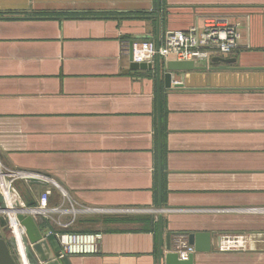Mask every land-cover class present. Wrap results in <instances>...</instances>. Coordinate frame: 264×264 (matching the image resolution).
I'll return each mask as SVG.
<instances>
[{"label":"crops","instance_id":"crops-1","mask_svg":"<svg viewBox=\"0 0 264 264\" xmlns=\"http://www.w3.org/2000/svg\"><path fill=\"white\" fill-rule=\"evenodd\" d=\"M208 15L238 25L234 62L168 90L160 61L159 139L156 60L132 70L124 45ZM0 163L50 181L26 216L60 264H164L160 217L174 252L211 234L192 264H264V0H0ZM14 188L36 207L41 185ZM61 232L101 235L98 252L57 259Z\"/></svg>","mask_w":264,"mask_h":264},{"label":"built area","instance_id":"built-area-1","mask_svg":"<svg viewBox=\"0 0 264 264\" xmlns=\"http://www.w3.org/2000/svg\"><path fill=\"white\" fill-rule=\"evenodd\" d=\"M240 38L238 25L231 24L223 15H208L202 19L199 25L192 26L187 31H177L169 34L162 46L158 47L150 40L132 42V62L153 65L155 60L159 58L164 63L168 61H192L195 65L208 67L211 65L212 58L233 54L239 48ZM129 46L130 44L124 45V49H128L127 52ZM20 179H24L27 183H30L29 180L33 179L43 187L34 209H27L20 201L14 188V183ZM49 183L50 181L44 176L11 170L0 163V195L3 198L5 207L13 211V213H0L7 218L11 235L17 242L21 264H29L22 242L23 238H27V236L17 216L19 214L32 216L47 212L51 196V189L47 186ZM53 236L59 244L60 250L57 255L59 260L71 256L96 254L101 238V235L95 233L75 232L54 233ZM176 253L180 261H187L191 255H194L195 250L186 241H181Z\"/></svg>","mask_w":264,"mask_h":264},{"label":"water","instance_id":"water-1","mask_svg":"<svg viewBox=\"0 0 264 264\" xmlns=\"http://www.w3.org/2000/svg\"><path fill=\"white\" fill-rule=\"evenodd\" d=\"M157 10L159 12V6L157 5ZM159 18V15L156 16ZM131 44L129 46V59L132 61V51ZM213 63H223L229 64L234 61L224 60L222 58H214ZM165 74L163 75L164 87L166 89L181 88V85H172V74L173 73H185V72H197L204 71L206 67H198L192 61H168L165 65ZM227 67H222L221 69L225 70ZM132 70H142V71H151L153 66L151 64H137L132 63L130 65ZM220 70V68H217ZM161 64L159 58L156 59L155 63V72L157 80V125H158V138L160 139V78H161ZM160 155V152H159ZM160 163L158 165V179L160 182ZM30 184L37 183L35 180H29ZM159 206L160 202V193H159ZM18 206V204H16ZM0 212L4 213H13L12 209L5 207L3 198L0 195ZM18 221L25 229L27 238H23V245L25 247V254L29 261V264H60L59 261L53 259V254L50 251L47 241L42 239V235L35 225L31 217L19 214L17 216ZM0 227L4 235H6L5 240L0 239V264H21V255L18 251L17 242L14 237L11 235L10 228L7 224V218L0 216ZM178 235L168 234L165 236V246H164V236L162 229V217L159 218V227H158V257L160 261H164V264H192L193 255L189 257L187 261H180L178 259L177 253L172 250V237ZM188 244L194 247L196 253L198 252H209L212 251L211 246V234L208 233H196L188 235ZM12 252L14 259L10 253ZM15 260V261H14Z\"/></svg>","mask_w":264,"mask_h":264},{"label":"rangeland","instance_id":"rangeland-1","mask_svg":"<svg viewBox=\"0 0 264 264\" xmlns=\"http://www.w3.org/2000/svg\"><path fill=\"white\" fill-rule=\"evenodd\" d=\"M45 15H48V16H52L53 14L50 12V13H45ZM26 203V202H25ZM3 214L2 213H0V216H2ZM0 239H3V240H5V236H4V234H3V232H2V230H1V227H0ZM10 253H11V255H12V257H13V259H14V256H13V254H12V252L10 251ZM15 261V260H14ZM15 263L16 264H18V262L17 261H15Z\"/></svg>","mask_w":264,"mask_h":264}]
</instances>
